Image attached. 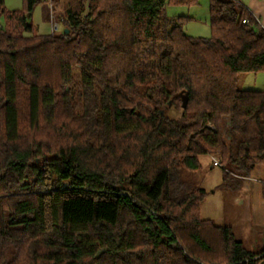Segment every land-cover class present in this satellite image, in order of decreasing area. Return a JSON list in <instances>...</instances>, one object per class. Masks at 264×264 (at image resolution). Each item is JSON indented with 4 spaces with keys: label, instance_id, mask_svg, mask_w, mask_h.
<instances>
[{
    "label": "trees",
    "instance_id": "16d2710c",
    "mask_svg": "<svg viewBox=\"0 0 264 264\" xmlns=\"http://www.w3.org/2000/svg\"><path fill=\"white\" fill-rule=\"evenodd\" d=\"M24 1L0 0V264H264L182 175L209 155L235 190L264 167V91L237 87L264 72L249 9L210 0L195 38L167 8L199 0H81L35 35L57 0Z\"/></svg>",
    "mask_w": 264,
    "mask_h": 264
},
{
    "label": "rangeland",
    "instance_id": "374dc122",
    "mask_svg": "<svg viewBox=\"0 0 264 264\" xmlns=\"http://www.w3.org/2000/svg\"><path fill=\"white\" fill-rule=\"evenodd\" d=\"M81 0H57L55 12H51V3L45 2L36 6L28 18L35 35L52 33V21L64 27L65 11ZM87 3V0H83ZM252 0H240L248 6ZM8 12L22 11L24 0H4ZM52 13V15H51ZM29 16V15H28ZM167 16L172 19L189 17L183 25L185 34L191 37L208 38L211 36L210 0H199L195 6H175L167 8ZM5 18L0 19L4 25ZM60 28V30H61ZM29 35L32 33H28ZM238 89L264 91V72L241 74L237 80ZM69 88H67V91ZM169 116H177L174 111ZM201 168L196 171L183 172V178L207 191L201 208V217L209 219L220 226L230 227L235 237L252 251L264 248V167L254 169L250 177L242 178L243 182L252 185L249 191L244 190L243 183L238 189L223 186L224 172L222 167L214 166V157L206 155L200 158ZM238 190L239 193L237 192ZM237 192V193H236ZM241 201V203H240Z\"/></svg>",
    "mask_w": 264,
    "mask_h": 264
},
{
    "label": "crops",
    "instance_id": "0c3cea01",
    "mask_svg": "<svg viewBox=\"0 0 264 264\" xmlns=\"http://www.w3.org/2000/svg\"><path fill=\"white\" fill-rule=\"evenodd\" d=\"M246 7L258 19L260 24L264 26V0H252ZM243 186L245 191H249L252 189V185L247 182H243ZM239 191L240 190H238L237 192L239 193Z\"/></svg>",
    "mask_w": 264,
    "mask_h": 264
},
{
    "label": "built area",
    "instance_id": "2783aa9c",
    "mask_svg": "<svg viewBox=\"0 0 264 264\" xmlns=\"http://www.w3.org/2000/svg\"><path fill=\"white\" fill-rule=\"evenodd\" d=\"M60 30V24L52 21V32H58ZM214 166H221L220 162L214 158Z\"/></svg>",
    "mask_w": 264,
    "mask_h": 264
},
{
    "label": "water",
    "instance_id": "95a60500",
    "mask_svg": "<svg viewBox=\"0 0 264 264\" xmlns=\"http://www.w3.org/2000/svg\"><path fill=\"white\" fill-rule=\"evenodd\" d=\"M65 33L66 34H69L70 33L69 30H68V28H65ZM184 106H186V103H184ZM101 253L102 252H100L97 256L99 257L101 255Z\"/></svg>",
    "mask_w": 264,
    "mask_h": 264
}]
</instances>
